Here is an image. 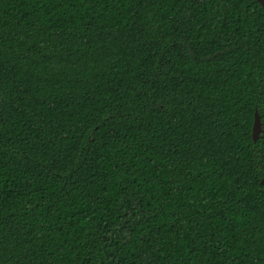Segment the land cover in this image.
<instances>
[{"label": "trees", "instance_id": "trees-1", "mask_svg": "<svg viewBox=\"0 0 264 264\" xmlns=\"http://www.w3.org/2000/svg\"><path fill=\"white\" fill-rule=\"evenodd\" d=\"M258 0H0V264H264Z\"/></svg>", "mask_w": 264, "mask_h": 264}, {"label": "flooded vegetation", "instance_id": "flooded-vegetation-1", "mask_svg": "<svg viewBox=\"0 0 264 264\" xmlns=\"http://www.w3.org/2000/svg\"><path fill=\"white\" fill-rule=\"evenodd\" d=\"M256 113H258L260 129L256 139H254L252 128L253 150L255 151V155L258 156L257 175L260 177L261 184L264 185V100L257 103L255 107L253 127L257 117Z\"/></svg>", "mask_w": 264, "mask_h": 264}, {"label": "water", "instance_id": "water-1", "mask_svg": "<svg viewBox=\"0 0 264 264\" xmlns=\"http://www.w3.org/2000/svg\"><path fill=\"white\" fill-rule=\"evenodd\" d=\"M260 2V4L264 7V0H258ZM257 117L254 123V127H253V137L254 139H256L258 133H259V129H260V125H259V118H258V113H256ZM264 183V181H263Z\"/></svg>", "mask_w": 264, "mask_h": 264}]
</instances>
